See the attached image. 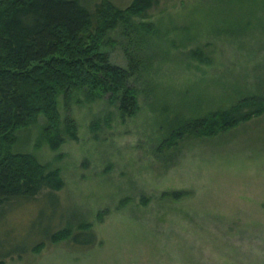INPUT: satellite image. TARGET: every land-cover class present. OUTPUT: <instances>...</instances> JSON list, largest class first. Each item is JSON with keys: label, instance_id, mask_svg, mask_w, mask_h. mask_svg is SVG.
Here are the masks:
<instances>
[{"label": "rangeland", "instance_id": "374dc122", "mask_svg": "<svg viewBox=\"0 0 264 264\" xmlns=\"http://www.w3.org/2000/svg\"><path fill=\"white\" fill-rule=\"evenodd\" d=\"M111 1L120 9L130 2ZM165 4L130 18L149 25L130 38L150 55L143 77L130 81L138 91L133 116L120 119L105 99L86 101L81 91L68 102L59 95L60 127L71 118L77 139L50 150L38 114L11 147L57 169L64 187L60 203L39 194L0 207V257L30 248L49 224L64 226L59 214L75 217L73 231L89 225L95 246L60 241L4 264H264V114L215 137L164 142L185 120L264 95V0ZM107 37L102 51L126 67L118 29ZM170 192L184 195L163 196Z\"/></svg>", "mask_w": 264, "mask_h": 264}, {"label": "trees", "instance_id": "16d2710c", "mask_svg": "<svg viewBox=\"0 0 264 264\" xmlns=\"http://www.w3.org/2000/svg\"><path fill=\"white\" fill-rule=\"evenodd\" d=\"M98 1L88 8L79 0H0V207L13 200L27 203L39 194L59 202L56 193L64 187L59 171L39 164L31 154L11 151L16 132L38 114L47 119L42 137L50 150H57L65 137L77 139L71 118H64L60 127L59 95L66 102L75 91H81L86 101L105 99L120 119L133 116L138 109V91L130 81L143 77L150 55L143 51L144 42L132 40L130 34L135 37L149 25L135 24L130 18L145 19L149 11L159 8L160 1L167 4L170 0H130L124 9L111 0ZM116 29L122 37L126 67L113 64L102 51L110 41L108 32ZM263 114L264 95L243 96L226 108L185 120L172 128L164 142L186 135L215 137ZM181 195L163 194L173 199ZM57 217L65 221L64 226L54 229L49 224L40 233L41 240L4 254L0 264L6 257L20 259L28 250L38 253L60 241L80 251L95 246L96 236L89 225L78 224L73 231L75 217Z\"/></svg>", "mask_w": 264, "mask_h": 264}]
</instances>
